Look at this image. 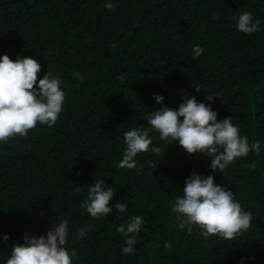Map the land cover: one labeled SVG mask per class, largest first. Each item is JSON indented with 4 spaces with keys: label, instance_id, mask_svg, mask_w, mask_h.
<instances>
[{
    "label": "trees",
    "instance_id": "1",
    "mask_svg": "<svg viewBox=\"0 0 264 264\" xmlns=\"http://www.w3.org/2000/svg\"><path fill=\"white\" fill-rule=\"evenodd\" d=\"M241 10L261 20L259 31L236 30ZM196 44L204 52L193 59ZM3 54L36 59L37 79L57 75L65 99L52 127L37 123L0 143V236L9 237L0 241V264L25 233L45 235L61 220L69 223L73 264H264V0H114L111 12L103 0H0ZM180 90L206 104V94L219 92L211 104L217 119L231 117L260 150L212 172L209 157L153 132L160 153H139L135 169L118 168L123 133L147 127L161 106L177 109ZM192 173L230 189L251 213L249 228L230 240L178 229L170 202ZM95 179L112 187L110 206L127 204L124 212L97 219L80 207ZM134 215L145 223L125 255L117 228Z\"/></svg>",
    "mask_w": 264,
    "mask_h": 264
},
{
    "label": "clouds",
    "instance_id": "2",
    "mask_svg": "<svg viewBox=\"0 0 264 264\" xmlns=\"http://www.w3.org/2000/svg\"><path fill=\"white\" fill-rule=\"evenodd\" d=\"M103 7L111 12L114 0H103ZM235 28L242 34L251 35L259 31L261 20L251 11L241 10L233 17ZM204 52L199 44L192 47V58ZM41 65L31 57L10 59L7 54L0 55V143L17 135L26 136L37 123L52 127L63 110L65 99L62 81L57 75L47 71L37 79ZM74 78L78 73H74ZM123 79V77H121ZM35 85V87H34ZM193 90L199 94L203 89L197 82ZM206 94L208 103L198 102L197 95H187L180 90L182 102L177 109L161 106L151 111L146 118L147 127H133L123 133L124 151L117 167L132 170L137 167L139 153L151 151L158 155L160 147L153 144L150 133L169 145L175 143L186 154H202L210 158V170L222 173L238 158L246 157L249 151L258 152L260 141L248 142V137L240 134L239 125L233 124L231 117L217 119V112L211 107L219 92ZM157 104L162 105L163 97L153 94ZM151 145V148H150ZM250 167L254 166L252 164ZM114 191L102 179L88 186L87 199L80 207L93 218H104L113 208L124 212L127 204L116 202L110 206ZM171 211L176 215L177 227L191 234L199 229L198 235L204 239L215 235L230 240L247 230L251 213L242 209L230 189L214 183L212 175L201 176L192 173L185 179L182 195L170 202ZM144 218L134 215L126 224H121L117 232L125 237L122 253L133 254L136 237ZM87 227L76 230V236L84 239ZM7 234L0 241H7ZM69 239V223L65 220L52 225L45 235L23 236V243L13 244L11 252L3 264H73L75 250L66 248Z\"/></svg>",
    "mask_w": 264,
    "mask_h": 264
}]
</instances>
